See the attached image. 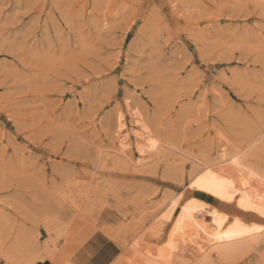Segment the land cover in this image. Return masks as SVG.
<instances>
[{
  "label": "rangeland",
  "instance_id": "374dc122",
  "mask_svg": "<svg viewBox=\"0 0 264 264\" xmlns=\"http://www.w3.org/2000/svg\"><path fill=\"white\" fill-rule=\"evenodd\" d=\"M254 138L264 170V0H0V251L30 233L92 264L116 231L128 264L136 237L167 250L192 199L217 231L188 251L264 264V232L225 235L264 228L252 186L191 185Z\"/></svg>",
  "mask_w": 264,
  "mask_h": 264
},
{
  "label": "bare ground",
  "instance_id": "6f19581e",
  "mask_svg": "<svg viewBox=\"0 0 264 264\" xmlns=\"http://www.w3.org/2000/svg\"><path fill=\"white\" fill-rule=\"evenodd\" d=\"M256 141L257 138L251 139L248 145L240 150L236 146L233 147V149L230 148L226 151L220 150V152H218L221 153L220 156H218L217 159L214 158L215 162H212L209 165L207 163L206 171L199 178L197 175L196 178L198 179L195 178L194 180V178H192L191 185H196L199 180L202 181L206 176L215 183L224 184L223 186L230 184L237 185L238 183L248 184L249 186H252L254 195L260 198L262 204L261 208H264V170L263 168L262 170H259L252 166L249 163L247 152L245 151L246 147ZM199 168L200 167H198V170ZM223 197L224 200H228L229 198H227V196ZM168 205L169 208L164 215V218L167 219L170 218L172 211L177 205V200L174 197L170 198ZM200 213L201 211L193 205L192 199L187 200L179 207L177 216L173 221V228L170 231L167 250L164 251L163 249L161 250L148 245L142 238L136 237L132 245L128 244L132 246L130 248L132 249V259L128 258V264H207V258H209V255L207 257L205 254L207 258L203 255V257H200L198 254L188 251V247L186 246V243H191L196 245L198 250L201 251L204 245L213 238L212 235L217 231V224L214 222L210 223L207 228L203 227L199 219ZM59 235H63L64 238H67L69 235L68 229L64 228ZM105 235L109 239L118 242L121 246H124V239L119 237L116 231L105 233ZM44 241L42 242L43 244H40L38 243L37 236H32V234L27 233L21 239L16 238L11 246L1 249L0 257L2 256L5 262L8 261L7 264H34L44 259L50 260L52 264H71L66 251L64 252V256L60 257L56 255L52 242L46 240L44 243ZM182 241L183 243L181 244ZM114 264L124 263L119 257L115 259Z\"/></svg>",
  "mask_w": 264,
  "mask_h": 264
},
{
  "label": "crops",
  "instance_id": "0c3cea01",
  "mask_svg": "<svg viewBox=\"0 0 264 264\" xmlns=\"http://www.w3.org/2000/svg\"><path fill=\"white\" fill-rule=\"evenodd\" d=\"M109 241L113 242L119 249V245L107 238ZM114 244L109 243L107 240L103 241L99 246L95 248V251L92 253L91 258L93 257L92 264H109L120 252L116 251V246ZM43 264H52L49 262Z\"/></svg>",
  "mask_w": 264,
  "mask_h": 264
},
{
  "label": "snow or ice",
  "instance_id": "6c2138e0",
  "mask_svg": "<svg viewBox=\"0 0 264 264\" xmlns=\"http://www.w3.org/2000/svg\"><path fill=\"white\" fill-rule=\"evenodd\" d=\"M240 206L241 208L245 207L243 202H241ZM256 210L259 211L260 215L264 216V208H260ZM236 225H237L238 230L236 231L230 230L229 233H226L225 235L230 238L233 235H246V234L254 233L257 231L264 232V228L258 227L256 225H253L251 228L243 227L242 230H239L241 228L239 221L236 222ZM217 238L219 239L221 237H217Z\"/></svg>",
  "mask_w": 264,
  "mask_h": 264
}]
</instances>
